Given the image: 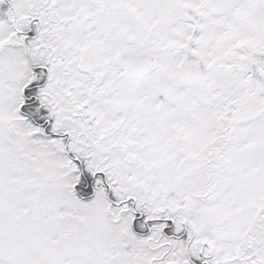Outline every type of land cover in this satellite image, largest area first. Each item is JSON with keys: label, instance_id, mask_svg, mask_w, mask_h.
Segmentation results:
<instances>
[{"label": "snow or ice", "instance_id": "6c2138e0", "mask_svg": "<svg viewBox=\"0 0 264 264\" xmlns=\"http://www.w3.org/2000/svg\"><path fill=\"white\" fill-rule=\"evenodd\" d=\"M0 264H264V0H0Z\"/></svg>", "mask_w": 264, "mask_h": 264}]
</instances>
